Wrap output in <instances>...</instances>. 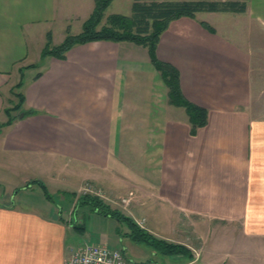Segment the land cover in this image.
I'll return each mask as SVG.
<instances>
[{
  "label": "crops",
  "instance_id": "0c3cea01",
  "mask_svg": "<svg viewBox=\"0 0 264 264\" xmlns=\"http://www.w3.org/2000/svg\"><path fill=\"white\" fill-rule=\"evenodd\" d=\"M94 4L0 0V175L24 185L16 202L0 196V264H63L73 225L85 229L71 216L75 199L58 207L25 184L64 182L77 192L86 180L149 196L150 210L174 222L168 239H190L181 264H264V87L242 26L258 23L264 36V0H248L243 13L182 16L161 33L157 57L178 69L185 98L207 110L195 131L185 109L168 103L142 45L96 40L64 59L40 57L48 36L57 45L79 33ZM37 56L40 66L25 68ZM20 68L32 71L24 81ZM20 79L23 108L38 113L10 120L4 108Z\"/></svg>",
  "mask_w": 264,
  "mask_h": 264
},
{
  "label": "trees",
  "instance_id": "16d2710c",
  "mask_svg": "<svg viewBox=\"0 0 264 264\" xmlns=\"http://www.w3.org/2000/svg\"><path fill=\"white\" fill-rule=\"evenodd\" d=\"M110 2L111 0H95L93 11L83 22L81 31L77 34L67 32L61 43L53 45L51 38L48 36L46 44L41 50L40 57L54 56L64 59L66 52L72 46L96 40L129 41L142 45L147 48L150 61L159 72L167 88L168 103L185 109L192 131L205 125L207 122V110L185 98L180 88L178 69L171 63L157 57L156 47L160 35L168 27L171 20L182 16L194 17L196 12L243 13L246 11L248 0H152L150 2L133 0L130 15L110 14L106 17L105 22L100 25ZM202 25L208 29L211 28L207 23L202 22ZM39 66L40 64L38 63L36 65L32 63L26 65L25 68ZM22 71L23 68H20V73ZM38 75L39 73L35 77ZM21 86L22 81L20 79L11 88V93L15 96L16 101L9 100V105L4 108L10 120L17 114L38 113L36 110L23 108L24 95L20 90ZM15 112L16 115H12ZM40 187L46 197L49 198L50 195L45 185L40 182ZM72 199H75L74 207L77 206V203H82L102 215H111L118 220H127L131 229V237L135 241L145 242L148 246H152L153 249L159 250L161 253L168 255L186 253L191 257L190 252L183 245L157 238L145 231V229L137 225L134 219L121 214L117 209H111L98 195L77 194L74 192V198ZM73 226L78 230H82V226L78 227L77 224Z\"/></svg>",
  "mask_w": 264,
  "mask_h": 264
},
{
  "label": "rangeland",
  "instance_id": "374dc122",
  "mask_svg": "<svg viewBox=\"0 0 264 264\" xmlns=\"http://www.w3.org/2000/svg\"><path fill=\"white\" fill-rule=\"evenodd\" d=\"M140 1L150 2L152 0H140ZM132 2L133 0H114L111 3V5L106 9L104 14L105 15L114 14V13H119L124 15L129 14L131 13ZM232 14H233L232 12H228V15H232ZM106 17L103 16L100 25L105 22ZM244 21L245 20L242 21L235 20L234 22L237 24H241ZM229 22H231V20H229ZM215 24L216 26H218L217 23ZM242 26L247 27L248 35L245 34L244 35L246 38L247 45L251 49L250 61L252 65V73L255 80L258 81V86L260 87L259 89H262L264 87L263 30H261L262 28L258 25V23L256 24L255 22H251V21L246 22L245 25L242 24ZM36 58L37 59L34 62V64L35 65L37 63L40 64V58L38 59V56ZM31 72H32L31 70H28L22 73L21 79L23 81L26 80ZM14 85H12V87ZM13 97H14V101H16L15 96ZM7 104L9 105V102H7ZM2 175L4 179H3V184L0 185V196L1 193L7 191L8 198H10L11 201L16 202L17 200V196L15 197L16 191L22 188V186L24 185H17L16 187H14L12 183L18 184L21 180L18 178L15 179L13 176H10L11 174H9L7 171L5 172L3 171L0 176ZM85 182L87 183L89 182L90 184L93 185L94 188L100 191L101 195L98 196L101 199H103V201H105L110 206L111 209H117L121 212V214L128 216L132 219H144L143 229H145V231H148L149 233L155 231L156 234H158L160 237L162 236V239L165 240L167 239L166 241L172 242L171 240L168 239L169 234L166 233H170L171 231H174L173 227H171V224H173L174 222L172 223V218H170L168 213L165 212L155 213L150 210L152 200L149 198V196L144 197V195L143 196L137 195L134 192V190L123 192L121 194H119L118 192L110 193L108 192V190H104L101 187H96L94 183L91 181L86 180ZM45 184H46V189L49 192L51 199L53 200L52 204L59 207L65 205L67 202L68 204L72 203V198H74V192L76 189L75 188L73 189L71 185L66 184L64 182L50 183L49 181L48 182L46 181ZM25 185L28 186L30 189L33 190L38 189L39 191H42L41 190L42 188L40 187V183L38 181H35V183L30 182V184L26 183ZM63 190H67V191H63ZM129 192H132V195L130 196L131 197L130 203L124 206L121 203V197L127 196ZM76 193L79 194V190ZM68 197H70L71 199H68ZM142 197H144L146 201V204L144 205L140 203V199ZM76 205L77 206L74 208L75 210L73 211L71 216L73 217L74 220L79 219L81 222H83L85 229L84 230L79 229L77 231L70 230V233H72V236L69 234L70 242L68 246H70V248H77L84 241L90 244H106L111 248H117L123 250L125 255L129 256L132 259L139 261L151 259L154 260L157 264H181L188 258V254L186 253L168 255L165 253H161L159 250L153 249L152 246H148L145 242H139L133 240V238L131 237V229L129 227L127 220L125 219L118 220L111 215H102L100 213L93 211V209L92 210L89 209L90 206H86L85 204L82 203L81 204L77 203ZM66 210L67 207L64 208L63 216H68L69 213ZM154 220H156L155 224H154ZM157 220H159V222ZM152 223L154 224V227L152 226ZM176 237L177 236H175L173 239L176 240ZM182 239H186V244L185 245L181 243L180 244L183 245L188 251H190L191 249H189V247H191L192 245L190 244L191 242L188 241L190 239L185 236H183Z\"/></svg>",
  "mask_w": 264,
  "mask_h": 264
},
{
  "label": "built area",
  "instance_id": "2783aa9c",
  "mask_svg": "<svg viewBox=\"0 0 264 264\" xmlns=\"http://www.w3.org/2000/svg\"><path fill=\"white\" fill-rule=\"evenodd\" d=\"M79 194L101 195L100 191L89 182L83 183ZM132 192L121 197V203L126 206L130 203ZM138 226L144 228V219H134ZM63 264H157L154 260H134L125 255L123 250L111 248L106 244H90L84 241L77 248H71Z\"/></svg>",
  "mask_w": 264,
  "mask_h": 264
},
{
  "label": "water",
  "instance_id": "95a60500",
  "mask_svg": "<svg viewBox=\"0 0 264 264\" xmlns=\"http://www.w3.org/2000/svg\"><path fill=\"white\" fill-rule=\"evenodd\" d=\"M20 117L22 116V114L19 115Z\"/></svg>",
  "mask_w": 264,
  "mask_h": 264
}]
</instances>
